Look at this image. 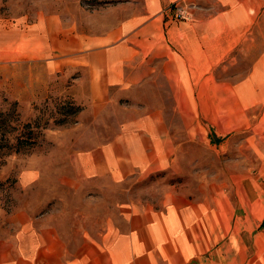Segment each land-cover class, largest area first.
Segmentation results:
<instances>
[{
	"label": "rangeland",
	"instance_id": "1",
	"mask_svg": "<svg viewBox=\"0 0 264 264\" xmlns=\"http://www.w3.org/2000/svg\"><path fill=\"white\" fill-rule=\"evenodd\" d=\"M142 1L0 0V12L24 14L32 20L40 12L56 14L63 26L74 25L79 32L97 35L133 15ZM176 5L190 9V18L177 23L189 21L196 5L174 2L167 8L170 16ZM251 25L239 44L210 70L216 82L235 84L247 76L264 47V5ZM30 63L29 68L12 72L0 69L1 229H16L11 216L24 212L35 227L55 226L73 247L84 239L108 238L110 233L109 240L117 242L119 236L129 237L135 218L147 211L165 212L171 196L183 198L190 210L186 228L189 224L191 232L183 231L182 237L187 242L190 234L191 246L199 239L209 240L216 228L223 232V240L242 239L238 228H247L244 215L253 201L260 205L251 221L253 228L256 234L264 233L261 106L240 108L238 115H231V108L214 106L219 93L209 90L204 93L207 107L203 108L197 105L198 92L175 93V99L157 77L156 81L149 78L144 88L111 90L114 97L95 109L87 97L82 67L47 69L43 74L41 63ZM152 110L162 111L171 135L173 149L167 165L147 172L138 168L123 178L93 175L91 163L81 159L80 153L97 142H110L126 118ZM216 112L222 121L233 118L239 123L217 136L211 118ZM235 218L239 225L235 226ZM249 252L241 258L248 260L253 255ZM256 260H264L263 251Z\"/></svg>",
	"mask_w": 264,
	"mask_h": 264
},
{
	"label": "crops",
	"instance_id": "2",
	"mask_svg": "<svg viewBox=\"0 0 264 264\" xmlns=\"http://www.w3.org/2000/svg\"><path fill=\"white\" fill-rule=\"evenodd\" d=\"M177 1L143 0L133 15L122 17L97 35L79 32L74 25L63 26L56 14L51 17L40 12L32 20L24 14L0 12V69L29 68L34 60L45 68L43 74L82 67L87 97L95 109L114 97L111 90L144 88L149 78L159 77L174 96L198 92L200 107H207L204 93L216 90L219 96L214 106L219 110L231 108V115H238L240 108L261 106L260 119L264 120V47L247 76L235 84L216 82L210 72L239 44L264 0H182L196 8L192 18L181 23L167 10ZM211 118L217 136L239 123L233 118L222 121L217 112ZM112 139L79 152L80 158L91 163L93 175L123 178L138 168L146 172L161 169L171 158V135L161 110L126 118ZM169 199L165 212L147 211L135 218L125 240L119 236L117 242L110 241V233L108 238L84 239L74 247L55 226L35 227L27 214L18 212L10 219L18 225L16 229L0 228V264H264V260H256L258 252H264V233L256 234L251 222L260 207L257 201L247 204V228H238L242 239L223 240V232L216 228L210 242L199 239L198 247L191 246L190 234L187 242L182 237L183 231H190L185 200ZM231 216L234 218L233 213ZM235 219V226L239 225ZM249 251L253 255L242 259Z\"/></svg>",
	"mask_w": 264,
	"mask_h": 264
},
{
	"label": "built area",
	"instance_id": "3",
	"mask_svg": "<svg viewBox=\"0 0 264 264\" xmlns=\"http://www.w3.org/2000/svg\"><path fill=\"white\" fill-rule=\"evenodd\" d=\"M182 5V4H180ZM177 7V5L171 9L172 19L175 21L179 20H188L190 18V9L187 8L186 5Z\"/></svg>",
	"mask_w": 264,
	"mask_h": 264
}]
</instances>
